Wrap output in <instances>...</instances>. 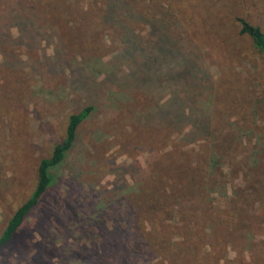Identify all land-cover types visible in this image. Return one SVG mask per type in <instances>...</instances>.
Here are the masks:
<instances>
[{
  "label": "rangeland",
  "instance_id": "obj_1",
  "mask_svg": "<svg viewBox=\"0 0 264 264\" xmlns=\"http://www.w3.org/2000/svg\"><path fill=\"white\" fill-rule=\"evenodd\" d=\"M233 15L264 29V0H0V229L68 114L88 110L0 264H264V53ZM190 109L193 124L177 120ZM217 142L223 171L205 163L196 190H173L169 175ZM242 176L253 186L234 187ZM209 206L242 225L215 242Z\"/></svg>",
  "mask_w": 264,
  "mask_h": 264
},
{
  "label": "trees",
  "instance_id": "obj_2",
  "mask_svg": "<svg viewBox=\"0 0 264 264\" xmlns=\"http://www.w3.org/2000/svg\"><path fill=\"white\" fill-rule=\"evenodd\" d=\"M233 22L235 23V26H237L238 33L247 35L250 38L253 47L257 51L264 53V29L259 25V23L250 21L242 15H233ZM167 33L172 35L171 31H167ZM158 37H160V35H158ZM158 42L159 41L157 40V43ZM252 104L253 106H256V110L258 111V113L260 114L264 113V96H260V95L255 96L254 101H252ZM87 111H88L87 109H83V112L81 114H77V113L68 114V116L66 117V122L64 125L62 137L60 138L59 141L55 142L51 146V148L49 149L46 155L38 159L35 165L34 176H33V181L31 184L32 186L30 190L19 201L15 203L11 213L5 218L4 223L0 229V249L13 238L17 230L21 227L24 220L28 216L29 212L40 203L43 195L46 192V188L49 185L50 180L52 178V174L50 171L53 169H56L61 164L65 154L71 148L73 141L75 139V136H76L77 127L80 124L85 113H87ZM175 116L178 121H182V120L190 118L189 121H191V124H193L194 120L197 117V115L193 111H191V109L189 110L188 113H185V114L175 113ZM212 117H213V114H211V118ZM204 119H210V117L206 116V118H202V120H200L199 118V121H200L199 123L203 124V121L204 122L207 121ZM203 127L205 128L204 124H203ZM211 130H213V128L211 126V123L209 122L205 130L206 134L204 138L206 140H209V138L210 139L213 138ZM229 137L230 135L228 133L227 137H223V139H226ZM227 149H230V147H224V146L222 147L221 143L217 142L216 144H212L211 146H208L209 154L203 152L202 148L198 150L195 156L192 159H190L189 163H186V167L184 169L183 168L178 169L174 173V175H169V178L174 179V182H175L174 186H176V188H173V190H176V192L178 193L181 190L185 192L186 190H193L196 187H198L199 184L202 182V178L198 177V173L206 169L205 163L208 164L209 170H213L212 168H215L216 171L217 170L219 172L223 171L222 166H221L222 164L221 160L225 159V157L229 154V152L226 151ZM191 172H192L193 179H190L188 177ZM151 175H155L154 172L152 174H148V176H151ZM164 176L165 174H162L161 172L156 173V176H155L156 182H159L161 178H163L164 181L167 180V179H164ZM254 177H255L254 183L257 184V187H259V185L262 184L264 174L262 173L258 174L255 172ZM146 183H148L147 178H146ZM190 183H192L191 186H190ZM212 183L214 186H216L217 185L216 179ZM252 183L249 184L247 178L242 176L241 180L238 181L237 183L239 186L235 185L234 187H236L237 189L240 186H242L243 188L252 187L253 186ZM257 187L255 188V190H258ZM168 192H173V191L172 189H169ZM237 192L241 194L243 193V190L241 189V190H238ZM212 193L215 194L214 190H212ZM161 199H162V196H160L159 194L157 195L156 198L153 197L149 201L160 204ZM164 205L165 204L161 203L160 206H162V208L156 207L153 210L149 211L150 217L152 219H155L156 221L159 220L160 223H163L164 220L169 221L168 220L169 216L160 218L161 214L165 215L168 212L167 206L166 205L164 206ZM168 206L171 207L169 204ZM218 208L209 206L202 210L203 218L205 219L207 218L209 221H213L217 223L212 228L219 225L221 226V230L225 229L223 232L216 231L214 232V234H212L215 242L218 241L217 238L221 240L226 235H231V232L229 231L232 228L233 229L238 228L237 226L242 225V222H243V217L240 216L239 212L237 213V216H236L230 213V211L223 210V213L227 214L228 218H226L225 215L223 216L220 213ZM177 219H179L178 214H176V220ZM232 221L235 222V226L233 225L234 222ZM165 224L167 225V229H170V224H168V222H165ZM144 229L145 228L143 227V233H144L145 238L149 237L150 235L156 236L157 231L155 229H157V227L152 226V229H153L152 233L148 230L144 232L145 231ZM225 231L226 233H224ZM246 231H248V228L246 229ZM117 233L119 237L122 236L123 234L126 237L125 232H120L119 230ZM129 236H130V242H134L133 244H138V242H136V233L134 232V229L130 228ZM180 236H181L180 241H184V242L187 241L186 233H180ZM208 246L209 245L204 246L206 248V250H204V253L206 255L210 254L207 251ZM165 249L167 250L168 248L165 247ZM177 254H181V250H178ZM134 257H136V255ZM122 259L124 260L125 256H122Z\"/></svg>",
  "mask_w": 264,
  "mask_h": 264
}]
</instances>
